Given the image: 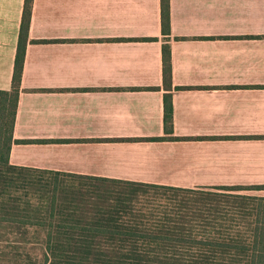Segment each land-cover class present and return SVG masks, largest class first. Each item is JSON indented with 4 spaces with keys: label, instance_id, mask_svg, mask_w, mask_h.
<instances>
[{
    "label": "crops",
    "instance_id": "obj_1",
    "mask_svg": "<svg viewBox=\"0 0 264 264\" xmlns=\"http://www.w3.org/2000/svg\"><path fill=\"white\" fill-rule=\"evenodd\" d=\"M24 2L0 0L4 91ZM169 3L165 36L162 0H33L12 165L186 189L264 185V0ZM160 137L193 139L124 141Z\"/></svg>",
    "mask_w": 264,
    "mask_h": 264
},
{
    "label": "trees",
    "instance_id": "obj_2",
    "mask_svg": "<svg viewBox=\"0 0 264 264\" xmlns=\"http://www.w3.org/2000/svg\"><path fill=\"white\" fill-rule=\"evenodd\" d=\"M32 9L33 0H25L12 88L0 90V264H264V197L225 200L209 188H176L10 163ZM162 31L171 34L169 0H162ZM163 84L165 133L172 135L169 44L163 46ZM215 189L260 192L264 185L210 188ZM37 247H42V255L34 259L31 251Z\"/></svg>",
    "mask_w": 264,
    "mask_h": 264
},
{
    "label": "rangeland",
    "instance_id": "obj_3",
    "mask_svg": "<svg viewBox=\"0 0 264 264\" xmlns=\"http://www.w3.org/2000/svg\"><path fill=\"white\" fill-rule=\"evenodd\" d=\"M209 192H212V193H218L219 195L221 196H224L222 197L223 199L225 200H235L234 198L232 197H245V196H255L257 193L255 191H252V190H247V189H241V190H225V189H215V190H210L208 189ZM42 247H37L35 250H33V252L31 251V256L35 259V258H40L41 255H42V250H41ZM3 250H6L7 252L11 251V249H3Z\"/></svg>",
    "mask_w": 264,
    "mask_h": 264
}]
</instances>
